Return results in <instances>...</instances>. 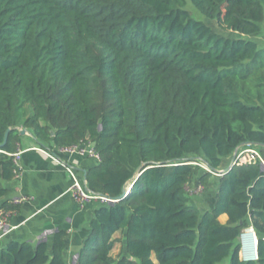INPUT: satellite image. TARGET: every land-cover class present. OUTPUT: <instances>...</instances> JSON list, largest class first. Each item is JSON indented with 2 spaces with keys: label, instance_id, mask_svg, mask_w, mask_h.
<instances>
[{
  "label": "trees",
  "instance_id": "obj_1",
  "mask_svg": "<svg viewBox=\"0 0 264 264\" xmlns=\"http://www.w3.org/2000/svg\"><path fill=\"white\" fill-rule=\"evenodd\" d=\"M263 22L264 0H0V200L22 130L60 149L92 142L89 189L131 190L94 209L76 264H264L259 163L224 169L205 212L187 189L200 163L207 190L242 145L264 156V48L251 39ZM249 227L258 259L244 261ZM67 235L11 240L0 264H68Z\"/></svg>",
  "mask_w": 264,
  "mask_h": 264
},
{
  "label": "crops",
  "instance_id": "obj_2",
  "mask_svg": "<svg viewBox=\"0 0 264 264\" xmlns=\"http://www.w3.org/2000/svg\"><path fill=\"white\" fill-rule=\"evenodd\" d=\"M20 150L23 175L5 182L10 193L0 203L6 200L15 202L22 196H28L29 199L21 201L17 210L9 211L0 247L11 240L34 244L41 241L51 243L54 233L64 228L68 232L66 259L68 264H76L83 241L91 231L90 223L97 205L82 206L76 202L68 191L71 176L65 165L73 167L79 175L85 177V171L97 163L92 158L62 151L52 143L41 145L29 131L22 134ZM232 161L233 155L223 161L221 170L228 168ZM211 188L210 180L207 195ZM215 188L214 195L210 199L209 196L205 198L206 204H209L204 212L215 205L219 193L217 184ZM196 206L200 208L199 205ZM219 219L226 223L228 217L222 215Z\"/></svg>",
  "mask_w": 264,
  "mask_h": 264
},
{
  "label": "built area",
  "instance_id": "obj_3",
  "mask_svg": "<svg viewBox=\"0 0 264 264\" xmlns=\"http://www.w3.org/2000/svg\"><path fill=\"white\" fill-rule=\"evenodd\" d=\"M62 151H66L70 154H78L83 157L92 158L95 160L96 163H99L101 160V156L96 150L94 144L92 142H81L76 144L70 148H61ZM15 157V164H16V175L15 178H21L23 175V166L21 163L22 159V151L19 150L14 153ZM235 163H259L261 168H264V156L262 155L261 151L258 147L253 146L251 144H245L238 148V152L236 155ZM66 170L71 176V185L68 191L71 193L73 198L82 206L89 205V204H96L97 206L100 205H112L119 201V199L115 197H110L108 195L102 193H96L89 189L87 178L79 175L75 169L71 166L65 165ZM205 170L211 171V169L207 165L202 166ZM221 175L220 172H214V174ZM204 186L200 183H197L194 187L190 188L188 192L191 195L203 192ZM28 196H22L15 203H20L21 201L28 200ZM8 216L9 211L0 209V238L3 236L6 230V226L8 224ZM251 230L254 234L255 231L252 227H249L243 231V233L239 237L240 241V256L244 261H251L258 259L257 253V240L255 241V250H254V257L250 258L248 256V251H246V242L244 239L245 232L247 230Z\"/></svg>",
  "mask_w": 264,
  "mask_h": 264
},
{
  "label": "rangeland",
  "instance_id": "obj_4",
  "mask_svg": "<svg viewBox=\"0 0 264 264\" xmlns=\"http://www.w3.org/2000/svg\"><path fill=\"white\" fill-rule=\"evenodd\" d=\"M187 8L189 9V11L191 12V14L195 18H199V19L204 20L206 23H208L209 25H211L216 31H218L220 33L227 34V35L231 34L229 32H226L224 29H222V27L220 26V24L218 23V21H216V20L211 21V20H208V19L204 18L191 5V3H188ZM251 39L255 40L259 44L260 47H263L264 48V22L262 23V30H261V32L258 33V34H256V35L251 36ZM203 165H204L203 163H200V166H199V169H198L196 175L194 176V178L192 179V181L190 182V184H189V186L187 188L188 190L190 188L194 187L196 185V183L198 182V175L204 170V168L202 167ZM218 180H219V176L216 173L213 174V178L211 179V186H212V188H211L210 192L208 193L209 195H207V190L206 189L203 192H199V193L190 195V202L192 204L199 205L201 212H204L205 207L209 204V203L206 204L205 198H208V196H209V199H210L211 196L214 195V193L216 191V188L214 189V187L216 186V184H218ZM189 194H190V192H189ZM121 236L124 237V235H121ZM123 243H124V241L122 242V245H118V247L114 251V254H117L120 251L121 247H123ZM221 264H229V258L226 259Z\"/></svg>",
  "mask_w": 264,
  "mask_h": 264
},
{
  "label": "bare ground",
  "instance_id": "obj_5",
  "mask_svg": "<svg viewBox=\"0 0 264 264\" xmlns=\"http://www.w3.org/2000/svg\"><path fill=\"white\" fill-rule=\"evenodd\" d=\"M246 251H248V256L250 258L254 257L255 241L257 240L256 234H254L250 229L245 232L244 235Z\"/></svg>",
  "mask_w": 264,
  "mask_h": 264
},
{
  "label": "water",
  "instance_id": "obj_6",
  "mask_svg": "<svg viewBox=\"0 0 264 264\" xmlns=\"http://www.w3.org/2000/svg\"><path fill=\"white\" fill-rule=\"evenodd\" d=\"M27 130H22V134L24 135L26 133ZM248 144V143H247ZM237 152H238V149H236V151L234 152L233 154V161L231 162L230 166L228 167V169H230L234 164H235V159H236V155H237ZM262 171L264 172V168L262 167L261 168ZM225 170H221L220 172L223 173ZM85 177H87V174H86V171H85ZM131 190V187H128L124 190L123 194L118 197L117 199H121L123 198L124 196H126ZM220 195V193L217 194V198L218 196ZM257 245H258V238H257Z\"/></svg>",
  "mask_w": 264,
  "mask_h": 264
}]
</instances>
